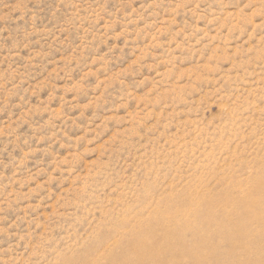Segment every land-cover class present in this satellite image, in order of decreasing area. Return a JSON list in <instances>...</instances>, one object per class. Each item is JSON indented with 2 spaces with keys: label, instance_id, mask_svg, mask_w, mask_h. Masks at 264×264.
Here are the masks:
<instances>
[{
  "label": "rangeland",
  "instance_id": "obj_1",
  "mask_svg": "<svg viewBox=\"0 0 264 264\" xmlns=\"http://www.w3.org/2000/svg\"><path fill=\"white\" fill-rule=\"evenodd\" d=\"M256 196L264 0H0V264H264Z\"/></svg>",
  "mask_w": 264,
  "mask_h": 264
},
{
  "label": "bare ground",
  "instance_id": "obj_2",
  "mask_svg": "<svg viewBox=\"0 0 264 264\" xmlns=\"http://www.w3.org/2000/svg\"><path fill=\"white\" fill-rule=\"evenodd\" d=\"M251 203L264 206V200L260 196H256L252 198ZM258 220L260 219L258 218ZM178 232L167 234L159 244H169L173 236H177L179 240H182L181 238L182 234L186 232V229L185 230L180 229ZM239 234L241 237L245 233L244 231L240 230ZM159 244L156 245V244L149 243V241H146L144 238L139 237L138 239H136V242L135 244H133V247H134V251H136V253H138L141 258L135 263H131L130 261H123L122 264H164V261H162V257L158 249L160 247ZM211 254L212 256H215V257L218 256V254L215 252V249H212ZM120 263L121 262L119 261H113V258L109 259V264H120ZM65 264H77V263L73 261V262H67ZM85 264H100V263H98V261H88ZM197 264H203L201 256L198 257Z\"/></svg>",
  "mask_w": 264,
  "mask_h": 264
}]
</instances>
